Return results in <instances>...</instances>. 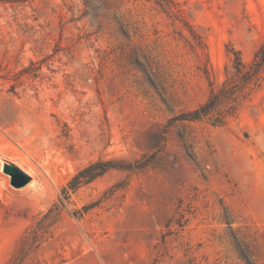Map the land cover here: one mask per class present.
<instances>
[{
  "label": "rangeland",
  "instance_id": "obj_1",
  "mask_svg": "<svg viewBox=\"0 0 264 264\" xmlns=\"http://www.w3.org/2000/svg\"><path fill=\"white\" fill-rule=\"evenodd\" d=\"M263 39L264 0H0V264H264V73L172 120ZM102 159L142 167L64 190Z\"/></svg>",
  "mask_w": 264,
  "mask_h": 264
},
{
  "label": "trees",
  "instance_id": "obj_2",
  "mask_svg": "<svg viewBox=\"0 0 264 264\" xmlns=\"http://www.w3.org/2000/svg\"><path fill=\"white\" fill-rule=\"evenodd\" d=\"M231 70L225 69L224 79L211 88L208 98L196 108L180 113L173 119L181 121L206 120L212 125H223L238 114L242 102L261 82L264 73V39L249 62H244L237 50H230ZM172 120L169 122L171 123ZM141 162L119 163L114 159L94 161L80 169L67 183L66 190L102 175L110 169H136Z\"/></svg>",
  "mask_w": 264,
  "mask_h": 264
},
{
  "label": "water",
  "instance_id": "obj_3",
  "mask_svg": "<svg viewBox=\"0 0 264 264\" xmlns=\"http://www.w3.org/2000/svg\"><path fill=\"white\" fill-rule=\"evenodd\" d=\"M13 165V171L10 174V181L14 186H22L28 181V176L16 165Z\"/></svg>",
  "mask_w": 264,
  "mask_h": 264
},
{
  "label": "bare ground",
  "instance_id": "obj_4",
  "mask_svg": "<svg viewBox=\"0 0 264 264\" xmlns=\"http://www.w3.org/2000/svg\"><path fill=\"white\" fill-rule=\"evenodd\" d=\"M3 170H4V172H6L7 174L10 175L11 172L13 171V165H12V163L6 161L3 164Z\"/></svg>",
  "mask_w": 264,
  "mask_h": 264
}]
</instances>
